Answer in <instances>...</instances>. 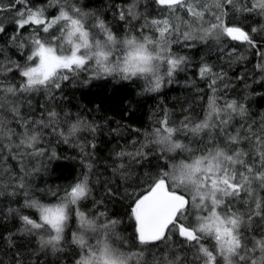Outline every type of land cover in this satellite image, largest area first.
<instances>
[{"label":"snow or ice","instance_id":"snow-or-ice-1","mask_svg":"<svg viewBox=\"0 0 264 264\" xmlns=\"http://www.w3.org/2000/svg\"><path fill=\"white\" fill-rule=\"evenodd\" d=\"M153 2L164 14L139 28L132 24L140 19L136 0L116 6L119 20L130 25L121 36L98 17L86 26L88 14L70 0H41L39 6L33 0H0V14H10L14 25L10 34L0 18V194L23 190V207L35 212L17 211L22 232L36 236L40 249L53 254L74 245V264H189L187 251L192 249L199 264H264V119L234 125L235 117H247L248 109L236 100L217 103L216 85L227 73L214 71L207 62L199 65L198 75L208 80L213 95L202 117L185 115L170 122L165 110L139 147L116 153L112 171L126 185L123 196L130 201L127 214L133 222L129 237L119 230L120 221L82 210L92 193L93 168L91 153L83 147L86 171L63 195L52 193L58 202L45 204L28 195L25 157L45 155L42 144L49 136L69 144L81 131H97L94 122L79 115L73 122L62 107L57 111L55 103L49 104L57 101L62 82L80 72L91 69L94 79L143 78L146 91L159 92L189 61L172 51L173 44L191 48L194 42L220 44L226 39L257 49L261 61L255 67L264 76V45L253 36L264 33V25L246 28L243 23L253 14L264 18V0ZM145 27L151 35L143 34ZM235 50L228 47V54ZM41 92L45 103L35 116L33 99ZM23 107L29 111L22 112ZM54 158L53 151L49 159ZM12 160L20 162V173L4 163ZM254 221L261 230L249 234ZM6 240L14 246L11 234ZM25 260L18 249L13 253L12 264Z\"/></svg>","mask_w":264,"mask_h":264},{"label":"trees","instance_id":"trees-1","mask_svg":"<svg viewBox=\"0 0 264 264\" xmlns=\"http://www.w3.org/2000/svg\"><path fill=\"white\" fill-rule=\"evenodd\" d=\"M70 2L75 3L83 13L88 14L86 26L93 24L98 17L121 36L129 31L130 25L119 20L116 6L124 7L130 0H70ZM136 2L138 5L136 11L140 19L133 20L132 24L137 28L141 24L147 25L151 19L160 18L164 14L153 0H136ZM33 3L39 6L41 0H33ZM53 11L55 9H48V12ZM0 18H4V23L11 34L14 25L10 22V14H0ZM243 23L246 28H259L260 25H264V18L253 14ZM92 31L99 35L98 29L93 28ZM143 34L152 33L145 27ZM253 36L258 43L264 45V33H253ZM224 45L227 47L222 54L220 49ZM228 47H235L236 50L228 54ZM172 51L177 55L189 57V61L182 66V69L176 71L171 83L165 82L159 92L146 91L148 84L143 78H133L128 81L121 80L118 76L91 78L89 74L91 69L62 82L61 90L56 93L57 101L49 104L55 103L57 111L62 107L64 112L70 114L73 122L77 115L89 123L94 122L97 131L95 133L81 131L69 144L63 143L57 137L49 136L42 144L46 150L45 155L25 157L23 166L27 173L25 182L29 196L45 204L58 202L57 196H53L52 193L63 195V190L86 171L82 162L81 147H83L85 152L91 153L88 159L92 161L93 168L90 174L92 193L87 201L82 202L86 205L82 210L89 214L105 213L107 218L120 221L119 230L125 237H129L133 222L127 214L130 201L123 196L126 185L114 176L112 171L113 166L118 162L116 153L122 150L133 151L135 147H139L145 140L146 134L151 133L157 126V121L163 118L165 110L168 112L170 122L178 123L185 115H191L193 118L202 117L207 110L208 98L213 95L208 80L201 79L198 75V67L202 62H207L216 72L227 73L223 82H217L215 94L218 98L217 103L223 105L226 100H236L248 109L247 117H235L234 125L236 121L245 123L255 120L259 123L264 119V87L261 86L264 83V76L255 67L261 61L257 49L225 39L220 44L215 41L194 42V47L191 48L177 43L172 45ZM164 71L165 68L162 67V75ZM85 79L89 80L88 84L83 83ZM167 80L168 78L165 77V81ZM225 84L227 87L224 86ZM44 103V94L36 93L33 99L35 116H39L42 111L39 105ZM21 111L28 112L29 109L23 107ZM63 118L61 112V119ZM67 128L68 125L63 126L65 132ZM91 143L95 144L94 148L90 147ZM53 151L56 158L49 159ZM152 162L155 164L156 160L153 159ZM4 163H10L15 171L20 173V162L12 160ZM25 199L23 190L17 191L16 195L0 194V262L12 264L13 253L18 249L26 256L25 264H74L76 259L72 253L74 245L66 246L64 252L53 254L49 250L40 249L36 236L22 232L23 224L17 211L24 215L35 212L34 209L23 207ZM189 222H194V216L189 217ZM261 227L254 221L250 225L249 234L259 233ZM70 228L75 229L74 222ZM10 234L13 247H10L6 240ZM173 243H179L175 236ZM207 246L211 248L212 243H207ZM124 250L127 251V248ZM187 258L189 264L195 262V249L187 251Z\"/></svg>","mask_w":264,"mask_h":264},{"label":"rangeland","instance_id":"rangeland-1","mask_svg":"<svg viewBox=\"0 0 264 264\" xmlns=\"http://www.w3.org/2000/svg\"><path fill=\"white\" fill-rule=\"evenodd\" d=\"M87 21H88V16H85V23H87ZM193 261H194V260H193ZM197 262H198V261L195 260L194 263H190V264H197Z\"/></svg>","mask_w":264,"mask_h":264}]
</instances>
